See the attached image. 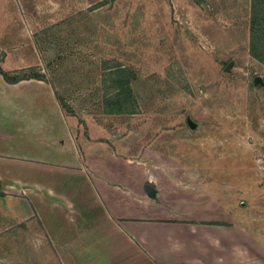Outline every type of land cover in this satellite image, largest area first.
Returning a JSON list of instances; mask_svg holds the SVG:
<instances>
[{"label":"rangeland","instance_id":"obj_1","mask_svg":"<svg viewBox=\"0 0 264 264\" xmlns=\"http://www.w3.org/2000/svg\"><path fill=\"white\" fill-rule=\"evenodd\" d=\"M251 4L16 0L28 33L24 40L0 41V61L32 42L35 57L10 70V79L45 80L75 131L105 127L112 141L122 142L113 148L126 157L185 173L186 196L198 190L221 195L225 217L258 240L249 259L242 244L241 264H264V53L263 47L257 49L262 59L250 53ZM260 8L259 34L264 0ZM123 81L118 108L116 84ZM25 100L35 107L38 99ZM26 115L32 127L44 129L45 115ZM54 246L35 215L0 232V264H61Z\"/></svg>","mask_w":264,"mask_h":264},{"label":"crops","instance_id":"obj_2","mask_svg":"<svg viewBox=\"0 0 264 264\" xmlns=\"http://www.w3.org/2000/svg\"><path fill=\"white\" fill-rule=\"evenodd\" d=\"M15 3L0 0V41L28 33ZM35 54L26 40L0 61V232L36 215L61 264H241L242 244L246 258L255 253L258 240L225 217L221 195L186 196L189 176L126 157L105 127L75 131L45 80L5 79ZM31 111L46 116L44 129Z\"/></svg>","mask_w":264,"mask_h":264},{"label":"trees","instance_id":"obj_3","mask_svg":"<svg viewBox=\"0 0 264 264\" xmlns=\"http://www.w3.org/2000/svg\"><path fill=\"white\" fill-rule=\"evenodd\" d=\"M260 1L261 0H252V4H251V8H252V17H251V21H250V53L253 54V56H256L257 58L259 59H262L260 57V52H257V49L259 51V49H262L261 47H263L264 49V33H261L259 34L258 32V26L256 25L257 24V12L258 10H261L260 8ZM261 50L263 53H264V50ZM5 79L8 80V81H16L18 79H21L23 77H27L29 75H25V76H16L15 78L13 79H10L9 78V73L7 72H2ZM124 81L123 82H120V83H117L116 84V89L118 91V94L119 96H117L116 98V102L115 104L118 106V108L121 106V102L122 100L124 99V95L122 94L124 91ZM117 107L114 109V110H120L118 109Z\"/></svg>","mask_w":264,"mask_h":264},{"label":"water","instance_id":"obj_4","mask_svg":"<svg viewBox=\"0 0 264 264\" xmlns=\"http://www.w3.org/2000/svg\"><path fill=\"white\" fill-rule=\"evenodd\" d=\"M254 82H255V83L262 82L261 77H260V76H255V77H254ZM187 122H188V124H189L191 127L194 126V122H192V120L188 119ZM146 189L148 190L149 193H153V189H152V187H151L149 184L146 185Z\"/></svg>","mask_w":264,"mask_h":264},{"label":"built area","instance_id":"obj_5","mask_svg":"<svg viewBox=\"0 0 264 264\" xmlns=\"http://www.w3.org/2000/svg\"><path fill=\"white\" fill-rule=\"evenodd\" d=\"M263 168H264V165H263Z\"/></svg>","mask_w":264,"mask_h":264}]
</instances>
